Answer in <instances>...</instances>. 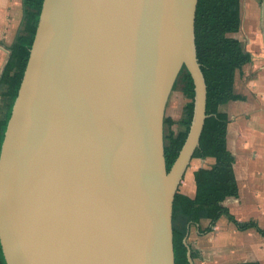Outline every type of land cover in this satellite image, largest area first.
Returning <instances> with one entry per match:
<instances>
[{"label":"water","instance_id":"95a60500","mask_svg":"<svg viewBox=\"0 0 264 264\" xmlns=\"http://www.w3.org/2000/svg\"><path fill=\"white\" fill-rule=\"evenodd\" d=\"M198 1L44 0L0 151L7 264H175L174 197L207 117ZM184 66L194 112L168 171Z\"/></svg>","mask_w":264,"mask_h":264},{"label":"trees","instance_id":"16d2710c","mask_svg":"<svg viewBox=\"0 0 264 264\" xmlns=\"http://www.w3.org/2000/svg\"><path fill=\"white\" fill-rule=\"evenodd\" d=\"M44 0H23V29L10 46V55L0 76V151L5 131L12 113L30 50L36 34ZM241 0H199L195 18V44L197 57L207 85V117L193 159L212 157L215 162L194 170L196 193L193 197L176 192L173 205V241L175 264H191L187 236L189 226L203 217L217 221L226 215L240 230L250 227L264 233L257 221H239L229 208L222 205L228 196L238 195V183L234 172V156L226 145L229 119L220 105L238 98L234 92L235 74L251 61V54L243 50L239 39L230 34L241 28ZM183 81V92L188 97L185 113L180 120L182 128L174 132L175 120L165 117L170 131L165 134V159L169 171L178 157L190 129L194 112L195 85L184 66L178 79ZM177 79V80H178ZM176 84V83H175ZM194 258V252L191 253ZM0 264H7L0 241ZM258 264V263H248Z\"/></svg>","mask_w":264,"mask_h":264},{"label":"crops","instance_id":"0c3cea01","mask_svg":"<svg viewBox=\"0 0 264 264\" xmlns=\"http://www.w3.org/2000/svg\"><path fill=\"white\" fill-rule=\"evenodd\" d=\"M240 13L241 28L232 36L251 61L236 71L234 92L239 97L220 105L229 119L226 145L234 156L239 191L222 205L237 220H255L264 228V0H241ZM23 25V0H0V76ZM202 160L206 167L215 162L212 157ZM180 190L195 195L194 171ZM186 240L194 264H264V233L255 227L240 230L226 215L191 224Z\"/></svg>","mask_w":264,"mask_h":264},{"label":"rangeland","instance_id":"374dc122","mask_svg":"<svg viewBox=\"0 0 264 264\" xmlns=\"http://www.w3.org/2000/svg\"><path fill=\"white\" fill-rule=\"evenodd\" d=\"M230 35L232 36V34ZM188 100H189L188 97L183 92V81L179 78L176 81V84L174 85V90L170 94L166 107V117L171 116L175 120V122L172 124L171 127L172 131L174 132H177L182 128V125L180 124V120L184 116L185 113L184 107L185 104L188 102ZM169 131L170 128L168 124H164V134H168ZM204 164L205 162L202 159L199 158L192 159L191 163L189 164L186 170L183 180L184 179L186 180V178L189 177L196 168Z\"/></svg>","mask_w":264,"mask_h":264}]
</instances>
